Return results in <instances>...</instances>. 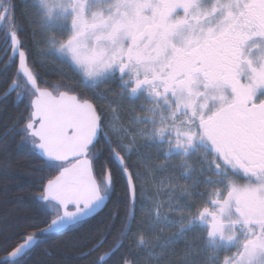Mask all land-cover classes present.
<instances>
[{"label": "snow or ice", "instance_id": "snow-or-ice-1", "mask_svg": "<svg viewBox=\"0 0 264 264\" xmlns=\"http://www.w3.org/2000/svg\"><path fill=\"white\" fill-rule=\"evenodd\" d=\"M38 55L75 86L46 80ZM0 69V96L23 106L7 130L40 163L33 200L46 217L4 241L0 264H27L113 203L121 181L125 211L87 255L136 264L153 248L132 229L145 196L134 158L148 146L162 170L181 161L161 181L167 200L153 201L177 225L157 264H264V0H0ZM107 94L111 114L97 104Z\"/></svg>", "mask_w": 264, "mask_h": 264}, {"label": "trees", "instance_id": "trees-1", "mask_svg": "<svg viewBox=\"0 0 264 264\" xmlns=\"http://www.w3.org/2000/svg\"><path fill=\"white\" fill-rule=\"evenodd\" d=\"M19 6L23 0H15ZM23 11V9H20ZM17 18L19 19V13ZM26 32L31 39L32 28L25 24ZM40 62V71L46 80L59 86L60 84H68L70 87L75 86L72 73L66 65L61 64L57 59L37 56ZM5 77L3 70L0 69V90L3 88ZM114 95L107 94L101 100L97 101L98 106L102 110L111 114V102ZM22 105H17L15 96L9 97L7 100L0 96V246L4 241L14 242L17 234L38 226L46 217H44L36 202L33 200L36 181L41 173L37 171L40 167L39 161L25 148L18 147V137L7 129L11 127L10 121L18 112L22 110ZM127 116L125 117V123ZM104 149L107 155L106 147ZM139 157H135V164L140 167L145 178L158 174L162 170L158 165L164 160V156L157 150L156 146L142 147ZM151 156V157H150ZM174 158V159H172ZM168 162V167L160 174L161 179L167 178L172 174V166L181 163L178 157H172ZM103 160L100 164L102 165ZM117 175L118 173L115 172ZM123 182H119L116 189V195L113 197V203H109L104 211L95 218L90 219L82 226H75L71 230H66L59 234L52 235V238L46 240L36 247L31 253L27 264H95L96 255L88 256L87 252L100 235L104 224L110 223L109 217L114 213L123 215L126 207V193L123 189ZM152 199L155 195L152 194ZM141 198L137 197L135 208V222L132 224L133 233L142 232L147 238V233L143 232L142 222L146 218ZM119 226V225H118ZM135 242V235L129 237ZM159 239L154 241L157 242ZM164 242L167 241L165 238ZM161 241H159V245ZM112 245V237H109V243L105 248ZM149 251L156 252V249H138L132 255V259L136 264L147 256ZM117 264L119 262L117 261Z\"/></svg>", "mask_w": 264, "mask_h": 264}, {"label": "rangeland", "instance_id": "rangeland-1", "mask_svg": "<svg viewBox=\"0 0 264 264\" xmlns=\"http://www.w3.org/2000/svg\"><path fill=\"white\" fill-rule=\"evenodd\" d=\"M113 99L117 100V97H113ZM114 100V101H116ZM132 106L125 104L121 111L125 112L128 111ZM126 117V116H125ZM135 127V125H132ZM203 150H207L202 149ZM166 173L164 170L158 171V174L153 175V177L148 176L144 180L141 181L144 187L145 196L142 198L143 209L144 213L146 214V218H144L142 222L143 232L147 233L148 240L153 244V249H156V252L148 253L147 256L143 260H141L139 264H157V259L159 258V254L162 250V245L165 243L163 240L167 238L166 233L169 231H174L176 233L177 225L175 223H169L168 221L164 220V210L163 208L160 210L159 216L160 218L157 219L156 215L153 212V201L158 199L167 200L168 192L163 190V186L161 185V181L166 182V178L161 179L159 177L160 174ZM183 182V181H182ZM152 194L155 195V199L153 200ZM164 207H167L165 204ZM170 219L172 221H176L177 217L174 214L169 213ZM170 228V229H168ZM175 235V234H174ZM173 235V236H174ZM159 237V240L154 243V241ZM161 241L159 245H156Z\"/></svg>", "mask_w": 264, "mask_h": 264}, {"label": "flooded vegetation", "instance_id": "flooded-vegetation-1", "mask_svg": "<svg viewBox=\"0 0 264 264\" xmlns=\"http://www.w3.org/2000/svg\"><path fill=\"white\" fill-rule=\"evenodd\" d=\"M172 159H174V158H172ZM168 229H170V228H168ZM175 234V232L174 231H169L168 233H166V235H167V241H169L170 240V238L171 237H173V235Z\"/></svg>", "mask_w": 264, "mask_h": 264}, {"label": "water", "instance_id": "water-1", "mask_svg": "<svg viewBox=\"0 0 264 264\" xmlns=\"http://www.w3.org/2000/svg\"><path fill=\"white\" fill-rule=\"evenodd\" d=\"M136 201H137V199H136ZM105 208H106V207H104V208H103L102 210H100L97 214H95L93 218H95V217L98 216L100 213H102V212L104 211ZM90 219H92V218H90ZM90 219H89V220H90ZM64 231H66V230H64ZM64 231H63V232H64ZM58 234H59V233H58ZM53 235H54V234H53Z\"/></svg>", "mask_w": 264, "mask_h": 264}, {"label": "bare ground", "instance_id": "bare-ground-1", "mask_svg": "<svg viewBox=\"0 0 264 264\" xmlns=\"http://www.w3.org/2000/svg\"><path fill=\"white\" fill-rule=\"evenodd\" d=\"M122 109V108H121ZM107 112V111H106ZM123 112V111H122ZM140 156V155H139ZM151 157V156H150ZM139 191V190H138Z\"/></svg>", "mask_w": 264, "mask_h": 264}]
</instances>
